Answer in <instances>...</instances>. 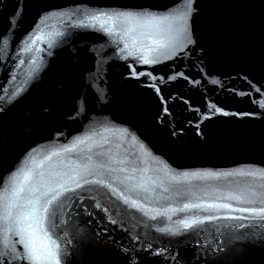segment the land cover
Returning a JSON list of instances; mask_svg holds the SVG:
<instances>
[{
  "label": "water",
  "instance_id": "95a60500",
  "mask_svg": "<svg viewBox=\"0 0 264 264\" xmlns=\"http://www.w3.org/2000/svg\"><path fill=\"white\" fill-rule=\"evenodd\" d=\"M262 208L264 0H0V264H264Z\"/></svg>",
  "mask_w": 264,
  "mask_h": 264
},
{
  "label": "snow or ice",
  "instance_id": "6c2138e0",
  "mask_svg": "<svg viewBox=\"0 0 264 264\" xmlns=\"http://www.w3.org/2000/svg\"><path fill=\"white\" fill-rule=\"evenodd\" d=\"M85 183H89V182H88V181H85ZM97 183H102V182L97 181ZM77 187L79 188V187H81V185L78 184ZM57 198H58V197L54 196V197H53V200L50 201L49 204H52V202L55 201V200H57ZM45 210L47 211V209H45ZM260 211H261L262 213H264V208L260 209ZM185 226H186V227H190L191 225H187V224H186ZM21 258L23 259V257H21Z\"/></svg>",
  "mask_w": 264,
  "mask_h": 264
}]
</instances>
